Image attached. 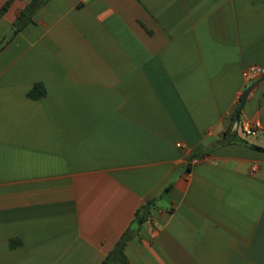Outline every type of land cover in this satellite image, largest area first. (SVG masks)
I'll use <instances>...</instances> for the list:
<instances>
[{
    "label": "crops",
    "instance_id": "1",
    "mask_svg": "<svg viewBox=\"0 0 264 264\" xmlns=\"http://www.w3.org/2000/svg\"><path fill=\"white\" fill-rule=\"evenodd\" d=\"M33 1L0 0V264L123 237L130 264H264V0H46L16 28Z\"/></svg>",
    "mask_w": 264,
    "mask_h": 264
},
{
    "label": "trees",
    "instance_id": "2",
    "mask_svg": "<svg viewBox=\"0 0 264 264\" xmlns=\"http://www.w3.org/2000/svg\"><path fill=\"white\" fill-rule=\"evenodd\" d=\"M46 2V0H34L30 5H28L26 7L25 10H23L21 12V14L18 16V20L16 22V28H22L24 27L26 24H28L29 22L32 21L33 19V15L35 14V12L38 10V8L44 4ZM9 7V3L6 4L2 10L0 11V17L7 11ZM248 94V91H246L243 95V97L241 98V104L239 105V107L236 110V117L240 114L241 112V107L243 105L244 99L246 97V95ZM46 95V89L42 84H36L33 89L29 92L28 96L32 99H40L42 97H44ZM230 133L231 132H226L224 135H222V139L218 142V144H216L217 146L220 145H225L228 143H231L233 141H235V139L233 138L230 139ZM240 142H243L245 144H248L246 141L240 139ZM254 149L257 150H263L264 148L255 146V145H251ZM158 199H154V200H150L146 203V205H144L142 208H140L137 212H136V220L138 221V223L143 224L146 220H148V218L150 217L151 213V206L155 205L158 202ZM127 241V238L123 237L122 240L120 241V243L118 244V247L108 255V257L106 258L104 264H107L109 261L115 259L119 261V264H130L127 256L124 253V249H125V242Z\"/></svg>",
    "mask_w": 264,
    "mask_h": 264
},
{
    "label": "built area",
    "instance_id": "3",
    "mask_svg": "<svg viewBox=\"0 0 264 264\" xmlns=\"http://www.w3.org/2000/svg\"><path fill=\"white\" fill-rule=\"evenodd\" d=\"M244 76L248 82H256L264 78V67L250 66L245 72ZM240 131L246 137H256L262 130L261 123L259 121H248L244 120L239 123ZM257 168L253 167L252 171L256 172Z\"/></svg>",
    "mask_w": 264,
    "mask_h": 264
},
{
    "label": "rangeland",
    "instance_id": "4",
    "mask_svg": "<svg viewBox=\"0 0 264 264\" xmlns=\"http://www.w3.org/2000/svg\"><path fill=\"white\" fill-rule=\"evenodd\" d=\"M251 138H253V137H251Z\"/></svg>",
    "mask_w": 264,
    "mask_h": 264
}]
</instances>
